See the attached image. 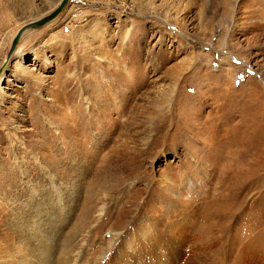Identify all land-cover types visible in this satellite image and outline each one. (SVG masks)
<instances>
[{
    "label": "rangeland",
    "instance_id": "1",
    "mask_svg": "<svg viewBox=\"0 0 264 264\" xmlns=\"http://www.w3.org/2000/svg\"><path fill=\"white\" fill-rule=\"evenodd\" d=\"M82 1L1 74L0 264H264V0Z\"/></svg>",
    "mask_w": 264,
    "mask_h": 264
},
{
    "label": "bare ground",
    "instance_id": "2",
    "mask_svg": "<svg viewBox=\"0 0 264 264\" xmlns=\"http://www.w3.org/2000/svg\"><path fill=\"white\" fill-rule=\"evenodd\" d=\"M70 2V1H69ZM68 2V3H69ZM66 6H68V4L66 5ZM66 8V7H65ZM65 8H64V10H65ZM64 10L55 18V19H53V20H56L60 15H62V13L64 12ZM24 25V24H23ZM22 25V26H23ZM21 26V27H22ZM20 27V28H21ZM39 28H35V27H30V28H27V29H25L24 31H23V33L21 34V36L19 37V39H18V41H17V43H16V46H15V51H14V54L16 53V51H17V49H18V45H19V42H20V40L22 39V37L25 35V34H27V33H30V32H33V31H36V30H38ZM18 31V30H17ZM16 31V32H17ZM16 32H15V34H16ZM15 34L13 35V37L15 36ZM12 37V38H13ZM3 61H4V59H3ZM3 61H2V63H3ZM1 63V64H2ZM1 64H0V66H1ZM5 72V70L3 71V73ZM2 73V74H3ZM3 77V75H1L0 76V78H2ZM186 176L185 177H187V180H188V182L189 183H192L193 182V180H192V178H191V175H189V174H185ZM215 224V223H214ZM217 225V224H216ZM174 226V228H175V231H176V239H173V244H172V247H181V248H183V247H185V246H187V245H189V244H193V242L196 240V239H192V238H188V236L186 235V229H185V227L183 226V227H181L179 230H178V234H177V227H176V225L174 224L173 225ZM193 237V236H192ZM169 243H170V238H168V237H162V238H160V239H158V241H157V243H156V246L157 247H160L161 248V250H160V254H161V256H162V258L163 259H167V257H168V254H169V249L171 248V246L169 245ZM216 244H213V246H215ZM170 248H169V247ZM210 246V245H209ZM211 247V246H210ZM208 248V247H207ZM213 248V247H212ZM208 250H210V248L208 249ZM220 253V252H219ZM148 256V254H146L145 255V257H147ZM187 261V264H193V263H191L190 261H188L187 259H185L184 257H182V256H177V257H173V260H172V263H174V264H180V262H186ZM218 262V261H217ZM220 262V261H219ZM182 263V264H183ZM214 264H215V262H214ZM218 264V263H217ZM221 264V263H220Z\"/></svg>",
    "mask_w": 264,
    "mask_h": 264
},
{
    "label": "water",
    "instance_id": "3",
    "mask_svg": "<svg viewBox=\"0 0 264 264\" xmlns=\"http://www.w3.org/2000/svg\"><path fill=\"white\" fill-rule=\"evenodd\" d=\"M69 1L70 0H60L57 6L53 10H51L48 14L42 16L39 19L29 21L18 29L15 36L11 40L9 50L6 54L3 63L0 66V76L5 70L6 65L9 63L12 54H14L16 43L19 37L21 36V34L23 33V31L30 27L42 28L43 26L51 22L53 19H55L64 10V8L66 7Z\"/></svg>",
    "mask_w": 264,
    "mask_h": 264
},
{
    "label": "built area",
    "instance_id": "4",
    "mask_svg": "<svg viewBox=\"0 0 264 264\" xmlns=\"http://www.w3.org/2000/svg\"><path fill=\"white\" fill-rule=\"evenodd\" d=\"M78 2H81V3H83L84 5H89V6H91V7H97V2H88V3H86L85 1H82V0H78ZM80 9V7H78V6H76V8L74 9V13H73V16H76V15H78L79 14V12L77 11V10H79ZM76 11V12H75Z\"/></svg>",
    "mask_w": 264,
    "mask_h": 264
}]
</instances>
